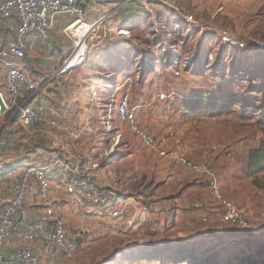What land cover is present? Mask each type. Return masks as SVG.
I'll return each instance as SVG.
<instances>
[{
  "label": "rangeland",
  "instance_id": "374dc122",
  "mask_svg": "<svg viewBox=\"0 0 264 264\" xmlns=\"http://www.w3.org/2000/svg\"><path fill=\"white\" fill-rule=\"evenodd\" d=\"M150 1L154 3L134 0L129 4L134 8H126L123 17L119 15L116 27L127 31V35L115 36V32L111 34L115 36L112 41L89 40L87 59L78 66L75 60H69L73 43L64 42L62 50L57 52L60 48H55L57 54L51 59L53 63H48V72L39 74L42 84L65 75L59 107L49 104L52 110L47 115L82 131L77 138L69 139L49 125L26 133L13 122L12 112L0 116V146L7 132L15 141L13 150L17 155L36 142L51 148L53 137L62 139L67 144L66 153L58 149L62 158L72 157L88 165V160H95L98 166L89 171V177L97 186L123 197L124 203H130V211L144 206L149 209L145 221L120 229L122 226L104 219L97 211L70 202L53 179L50 194L61 207L57 216L70 230L65 229L67 233L80 232L83 237L73 256L59 257L58 264H193L192 258L182 260L168 246L150 247L195 241L203 243L204 255L221 247L229 248V254L233 249L229 243L240 238H225L223 232L249 231L255 236L264 233V172L257 178L246 175L250 151L262 139L257 124L262 113L242 109L237 101H226L233 92L246 94L252 103L261 101L256 93L243 92L241 86L245 81L244 67L264 62L260 58L264 51L251 49L264 43V0ZM57 18L56 26L60 27L63 23ZM104 31L112 32L104 24L96 36L103 37ZM9 34L14 36L12 30ZM224 35L244 46L223 45ZM27 54L34 61L51 53L36 47ZM237 58L242 60V70L238 72L231 70ZM109 78L110 82L106 80ZM5 83L6 74L0 71V89ZM128 84L132 86L130 104L136 110L139 126L163 140L166 150L209 165L220 181L224 197L247 217L248 227L221 222L205 177L146 150L127 124L115 121L121 139L108 154L113 134L104 130L102 111L113 96L111 87L116 85V93L121 95ZM161 94L164 100L159 99ZM38 152L47 157L45 149L38 148ZM7 156H11L10 151ZM206 214L210 215L204 221ZM223 256L222 251L218 258ZM211 261L205 264H213ZM217 264H222L221 260Z\"/></svg>",
  "mask_w": 264,
  "mask_h": 264
},
{
  "label": "built area",
  "instance_id": "2783aa9c",
  "mask_svg": "<svg viewBox=\"0 0 264 264\" xmlns=\"http://www.w3.org/2000/svg\"><path fill=\"white\" fill-rule=\"evenodd\" d=\"M93 6V10H89L93 11L95 16H92L79 0L0 1V27L7 23H13L14 32V36L3 46H0V71H4L6 74L5 92L0 91V99L4 105V111L0 113V116L9 112H12L13 116L17 114L18 118L15 123L19 129L26 133L37 131L41 125H49L56 131L64 133L69 139L77 138L82 131L78 132L70 126L59 123L53 115L48 116L47 111L52 110L49 105L34 106L29 103L30 100L36 99V95L41 92L44 85L29 76L22 60L26 51L25 38L33 35L38 39H47L58 16H67L71 20L64 30L65 35L74 45L69 60H75V66L80 65L86 59L89 50L86 43L89 40L108 38L115 32L118 33L115 35H127V31L124 29L118 28L116 25H109L111 13H106V10L99 7L98 4ZM104 24L112 32L104 31L106 34L103 37L96 36L98 29ZM222 43L226 46L232 44L244 46L242 42L238 43L236 39L228 35L222 37ZM256 48L263 50L264 43ZM106 80L110 82L112 79ZM131 87V84H128L127 88L119 95L116 93L118 88L116 89V85H113L111 87L113 96L102 111L101 120L104 130L113 134V144L108 154L113 152V148L118 145L121 139L115 121L127 124L146 150L159 157L177 161L179 165L186 166L205 177L206 187L218 206L219 214L217 216L221 222L237 227H248L247 217L241 213L234 202L224 197L220 181L209 165L193 162L179 153L166 150L163 140L157 139L139 126L136 110L130 104L129 91ZM115 94L118 96L115 97ZM164 98V94L159 96L161 100ZM7 133L1 138V148L5 151L3 154L1 153V164L14 166H20L18 165L20 162L30 164L27 157L31 151H26V154L21 151L17 157L19 159L16 160L18 163L16 161L14 164L9 162L14 158H8L7 153L15 143L10 133L8 135ZM53 138L54 144L66 153L67 144L62 139ZM46 159L45 155H41L40 160L34 161L33 165H23L18 169V177L12 182L11 194L5 199L0 214V264H38L39 255L34 250L35 246L42 247L46 251L55 250L64 258H71L77 251L81 233H67L63 221L57 216L54 200L50 194V185L53 179L58 181V185L69 196L70 202L80 208L97 211L104 218L121 225L134 226L145 221L149 215L147 207L144 206L138 211L135 209L130 211V205H127L130 203L127 201L124 203L123 197L91 184L89 171L98 166L95 160H88L87 163L90 164L88 165L72 157L56 159L51 163H46ZM31 181H35L38 186L39 203L42 207V212L35 219L31 218L26 206ZM127 199L131 200L132 198ZM193 206L199 208L197 203H194ZM209 215L206 214L202 219L206 221ZM12 236L20 240L21 245L6 257L4 245L6 240Z\"/></svg>",
  "mask_w": 264,
  "mask_h": 264
},
{
  "label": "trees",
  "instance_id": "16d2710c",
  "mask_svg": "<svg viewBox=\"0 0 264 264\" xmlns=\"http://www.w3.org/2000/svg\"><path fill=\"white\" fill-rule=\"evenodd\" d=\"M149 2L154 3V1H150V0ZM133 8L134 7H131L129 9L131 10ZM59 19H61L62 22L68 20L66 25L71 21L69 20L67 16H61ZM6 30L7 28L3 29L2 27H0V41L1 42L5 38L4 34L6 33ZM9 30L13 31L12 28H9ZM174 34L175 33H173L172 31V35ZM115 36L113 35L109 36L107 38L108 41L115 40L114 39ZM67 43L70 44L71 42L68 40ZM42 47L46 53L48 52L55 53L54 50L52 49L50 50L45 45H42ZM251 49L262 51V52L264 51V50H259L258 48H255V47ZM30 50L31 49H26V56H24L22 63L24 64L26 68H28L27 70L30 76L34 79H39L40 82L42 83V80H41L42 76H40L39 74H41V72H48V69L51 68L50 64H48V62L45 61L47 57L45 58L46 55L44 54H43V59L42 57H36V59H33L35 61L34 63V61L30 60V58L27 56L28 55L27 51H30ZM260 58L264 60V56ZM241 62L242 60H240V58L239 59L237 58L235 61H233L231 70H235L237 72L242 70ZM244 69L245 70H244L242 79H245V81H243L244 83L241 86L242 91L245 93H253V94L256 93L258 97L261 99V101L259 103L258 102L252 103L251 100L249 101V98L247 99V97H245L247 96L246 94H244V96H241L238 93H234V92L230 93L227 96L228 99H226V101L228 102V104H231L237 101L241 103L242 109H250L255 112L259 111L262 113V115L257 121V124L259 125L260 133L262 135V139L259 143V146H257L256 148L250 151L249 161H248V165L246 169V175L248 177L257 178L259 174L264 172V62L256 63L255 65L251 67H244ZM63 76L65 77V75ZM63 76L58 75L56 76V78H53L51 82L43 83L44 86L41 92L36 95L37 100H38L37 105H49L52 103H56L57 105L56 104L55 105L59 107L60 100L62 98V91L65 87V82H66L64 81ZM12 118H13V122H15L17 121L18 115L15 114ZM1 147L2 146H0V151H3V148ZM38 148L45 149V152L47 154L46 163H51L52 161L56 159H62L60 153L58 152V149L50 148L47 145H44V143L35 144V146L32 148V151H31L32 157L38 156L37 154ZM90 182L91 184L96 185L91 179H90ZM101 188L104 190H107L104 187H101ZM114 224L117 226H122L120 227V229L128 228L124 226L123 224L121 225L117 222H114ZM222 234L223 236L225 235V238L235 237V236H239L240 238V239L231 241L229 243L230 245L231 244L233 245V249L229 254H228L229 248L222 249L221 247L220 249L214 250V251L213 249H211L208 255H204L202 254V250H201L203 243L202 244L195 243V241L193 242L184 241V242H179L175 245H152L150 249H157V248H161L162 246H168L167 248L174 250L173 251L174 255L175 254L181 255L183 258L182 260H185L187 258H192L193 261L191 262H193V264H205L206 261L209 259H212L211 262L213 264H217L219 260H221L222 264H264V233L259 234L258 236H255L254 233H250L249 231H244L243 233H238L236 231H225ZM219 237L222 238V236H219ZM82 238L83 237L80 236L78 240L79 243L82 240ZM237 250L239 251L238 255H236ZM222 251L225 253V256H223L222 258H218L220 253H222Z\"/></svg>",
  "mask_w": 264,
  "mask_h": 264
},
{
  "label": "crops",
  "instance_id": "0c3cea01",
  "mask_svg": "<svg viewBox=\"0 0 264 264\" xmlns=\"http://www.w3.org/2000/svg\"><path fill=\"white\" fill-rule=\"evenodd\" d=\"M79 2L81 3V5L85 9H87V11H90L89 9L93 10V8H94L93 5H96V4H98L99 7H101V8L103 7V9L106 10V13H111V16L109 18L110 22L116 25L117 22L119 24V21H118V19L120 18L119 15H122V14L125 15V9L131 8L130 5L133 4L134 0H79ZM90 13L92 16H95V13L93 11H90ZM124 15H122V17ZM60 17L58 16V18H60ZM59 21L62 22L61 19ZM64 22H62L63 23L62 26L57 27L56 26V19H55L53 29L50 30L49 36L45 40L38 39V38L34 37L33 35L27 36L25 38L26 49H32V48L41 47L42 45H45L50 50L51 49L55 50L56 47L60 48L59 50H56L57 52L62 50V48L64 47V42L67 43L68 40L71 42L70 38H68L65 35V30H64V28L67 26L66 23L68 22V20H66ZM12 27H13V23H7L6 25L2 26L3 29L7 28V30H6V33L4 34V36H5L4 40L2 42L0 41V46L4 45L10 38H12V36L9 34L10 33L9 28H12ZM60 35H62L63 39H62V37H60ZM57 52L48 54L47 58L45 59L46 62L53 63V61L51 59L54 58V56L57 54ZM48 53H50V52H48ZM5 89H6V84H5L4 88L0 89V91L5 92ZM37 101L38 100L36 97L35 100H30L29 103L33 104L35 106L38 104ZM24 141L27 142L29 140L24 138ZM36 144H37V142H36ZM51 144L53 145L51 148L59 149L54 144L53 141ZM32 146L33 145H29L28 147H30L32 149L33 148ZM28 147H26L25 150H23L24 154H26V151H31L30 148H28ZM10 153H11L10 157L14 158V160L12 159V161H9V162L14 164V162L19 159V158H17L18 155L13 150V147H12V150H10ZM37 154H38V156L32 157V153H31L27 157V160L29 159L30 164H28L26 162L25 163L20 162V164H19L18 161H16L18 163V165H20V166H14L12 164H7L6 166H3V164L0 163V171H4L8 175H10L7 177L5 175L3 176L2 175L3 173L0 174V214H1L3 203H4L5 199H7L11 194L12 182L19 175L18 169L23 167V165H25V166L30 165L31 166L34 164L33 162L36 160L39 161L41 156H40L39 152ZM39 156H40V158H39ZM7 167H8V169H7ZM157 191H158V189H156L154 191V193H156ZM60 195H62L61 192H60ZM175 200H177V197L175 198ZM169 201L171 202L172 200H169ZM39 202H40V200H39L37 184L35 183V181H31V187L29 189V192H28V195L26 198V206L28 208L29 214H30L32 219H35L39 215V213L42 212V207H41ZM54 207L56 209V212H57V210H61V207L59 206L58 203H56V204L54 203ZM104 219H106V218H104ZM65 229H67V227ZM68 231H70V230H68ZM20 245H21L20 240H18L14 236L10 237L8 240H6L5 245H4L5 256L7 257V256L11 255L12 252L14 250H16V248H18ZM34 250L39 255L38 264H58L59 257L62 258V256L58 252H56L55 250L46 251L45 249H43L42 247H39V246H35Z\"/></svg>",
  "mask_w": 264,
  "mask_h": 264
},
{
  "label": "water",
  "instance_id": "95a60500",
  "mask_svg": "<svg viewBox=\"0 0 264 264\" xmlns=\"http://www.w3.org/2000/svg\"><path fill=\"white\" fill-rule=\"evenodd\" d=\"M4 111V105L0 99V113H2Z\"/></svg>",
  "mask_w": 264,
  "mask_h": 264
},
{
  "label": "bare ground",
  "instance_id": "6f19581e",
  "mask_svg": "<svg viewBox=\"0 0 264 264\" xmlns=\"http://www.w3.org/2000/svg\"><path fill=\"white\" fill-rule=\"evenodd\" d=\"M79 49H81V48H79ZM78 58V57H77ZM76 59V58H75Z\"/></svg>",
  "mask_w": 264,
  "mask_h": 264
}]
</instances>
